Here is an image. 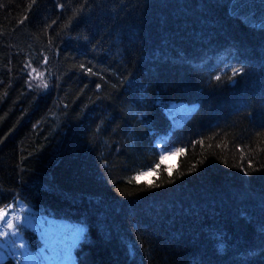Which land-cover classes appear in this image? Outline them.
I'll return each mask as SVG.
<instances>
[{
	"label": "trees",
	"instance_id": "obj_1",
	"mask_svg": "<svg viewBox=\"0 0 264 264\" xmlns=\"http://www.w3.org/2000/svg\"><path fill=\"white\" fill-rule=\"evenodd\" d=\"M18 198L86 223L79 264H264V0H0Z\"/></svg>",
	"mask_w": 264,
	"mask_h": 264
},
{
	"label": "rangeland",
	"instance_id": "obj_2",
	"mask_svg": "<svg viewBox=\"0 0 264 264\" xmlns=\"http://www.w3.org/2000/svg\"><path fill=\"white\" fill-rule=\"evenodd\" d=\"M171 111L175 123L190 113L184 104H173ZM177 156L173 149L163 160L172 167ZM153 174L150 170L138 177L151 179ZM86 229L84 221L54 215L18 198L0 209V259L14 255L18 264H79L76 246Z\"/></svg>",
	"mask_w": 264,
	"mask_h": 264
},
{
	"label": "snow or ice",
	"instance_id": "obj_3",
	"mask_svg": "<svg viewBox=\"0 0 264 264\" xmlns=\"http://www.w3.org/2000/svg\"><path fill=\"white\" fill-rule=\"evenodd\" d=\"M45 86H46V85H45ZM135 179H138V177L135 178ZM8 227H9V228L13 227L12 223L9 222V223H8Z\"/></svg>",
	"mask_w": 264,
	"mask_h": 264
}]
</instances>
